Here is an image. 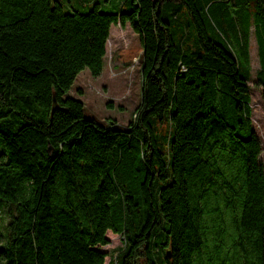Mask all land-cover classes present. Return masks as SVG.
I'll use <instances>...</instances> for the list:
<instances>
[{
  "label": "trees",
  "instance_id": "obj_1",
  "mask_svg": "<svg viewBox=\"0 0 264 264\" xmlns=\"http://www.w3.org/2000/svg\"><path fill=\"white\" fill-rule=\"evenodd\" d=\"M236 2L0 0V264H101L106 231L122 237L109 264H264L249 64L229 41ZM111 22L140 45L123 124L67 93L80 68L99 73Z\"/></svg>",
  "mask_w": 264,
  "mask_h": 264
},
{
  "label": "rangeland",
  "instance_id": "obj_2",
  "mask_svg": "<svg viewBox=\"0 0 264 264\" xmlns=\"http://www.w3.org/2000/svg\"><path fill=\"white\" fill-rule=\"evenodd\" d=\"M59 1L64 10L72 8L85 10L96 1L98 9L109 11L113 10L117 4V0H68L69 4L66 0ZM246 10L248 11L247 16ZM236 29H238L236 39L230 38L229 41L234 45L239 61L247 55L249 76L246 82L249 91V116L251 127L260 144L258 160L264 169V101L260 96L261 86L254 79V72L258 67L255 39L264 37V0H237ZM112 30L114 32L109 35L118 37L113 45L114 48H117L112 54L113 47L110 48L109 45H106L102 72L94 76L88 72L86 67L80 68L67 88V93L82 100L85 113L91 114L97 119H104L106 116L113 117L114 120L123 124L139 101L140 80L137 64L140 45L137 36L132 33L129 26L125 25L122 30L117 27ZM246 40L248 44H246ZM116 56L123 60L118 69L112 62ZM77 88L80 89V93L77 92ZM165 126L166 120L164 119L160 123V130L163 131ZM3 220L4 218L0 217V230L3 229ZM105 234L108 241L103 245H97L108 252L104 255L101 264H109L108 254L111 253V249L114 250L120 244V238L116 232L106 231Z\"/></svg>",
  "mask_w": 264,
  "mask_h": 264
},
{
  "label": "crops",
  "instance_id": "obj_3",
  "mask_svg": "<svg viewBox=\"0 0 264 264\" xmlns=\"http://www.w3.org/2000/svg\"><path fill=\"white\" fill-rule=\"evenodd\" d=\"M113 24H115V25L117 24V25H116V26H115V25L113 26ZM125 25L129 26L127 22H125L123 25H119L117 22H111V23H109V26H108V34H107L106 39H105V42H104V54H105V47H106V45H109V47L111 48V47H113V45L115 44V42L118 40V37H117V36L109 35V34H111V32H112V33L114 32L112 29L117 27L118 29L122 30V28H123ZM129 29L132 31V33H135V32L130 28V26H129ZM111 30H112V31H111ZM135 35H136V33H135ZM136 36H137V35H136ZM116 48H117V47H115V48L113 47V52H112V54H114V51H115ZM104 54H103V56H104ZM113 60H114V61H112V62L114 63V67H115L116 69H118V67L121 65V63L123 62V60H122L120 57H118V56H116V58H114ZM102 68H103V64H102V67H101L99 73L96 74V75H94V76L99 75V74L102 72ZM110 77H112V76H110ZM112 78H114V77H112ZM113 84H114V82H113Z\"/></svg>",
  "mask_w": 264,
  "mask_h": 264
},
{
  "label": "water",
  "instance_id": "obj_4",
  "mask_svg": "<svg viewBox=\"0 0 264 264\" xmlns=\"http://www.w3.org/2000/svg\"><path fill=\"white\" fill-rule=\"evenodd\" d=\"M54 105V100L52 99V106ZM167 251V250H166ZM168 252V251H167Z\"/></svg>",
  "mask_w": 264,
  "mask_h": 264
},
{
  "label": "built area",
  "instance_id": "obj_5",
  "mask_svg": "<svg viewBox=\"0 0 264 264\" xmlns=\"http://www.w3.org/2000/svg\"><path fill=\"white\" fill-rule=\"evenodd\" d=\"M119 237L122 238L121 235Z\"/></svg>",
  "mask_w": 264,
  "mask_h": 264
}]
</instances>
